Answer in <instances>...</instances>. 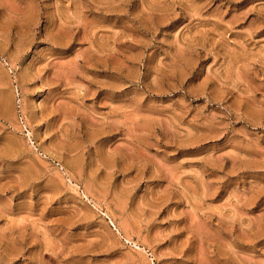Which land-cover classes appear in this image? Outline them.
<instances>
[{"label":"rangeland","instance_id":"rangeland-1","mask_svg":"<svg viewBox=\"0 0 264 264\" xmlns=\"http://www.w3.org/2000/svg\"><path fill=\"white\" fill-rule=\"evenodd\" d=\"M0 264H264V0H0Z\"/></svg>","mask_w":264,"mask_h":264}]
</instances>
